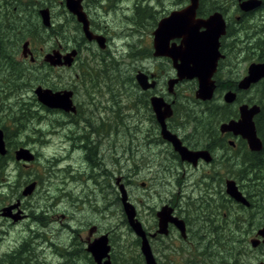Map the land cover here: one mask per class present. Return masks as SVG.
<instances>
[{
    "label": "rangeland",
    "instance_id": "1",
    "mask_svg": "<svg viewBox=\"0 0 264 264\" xmlns=\"http://www.w3.org/2000/svg\"><path fill=\"white\" fill-rule=\"evenodd\" d=\"M21 1L27 3L30 0ZM49 1L51 2L50 7L52 6L53 20L60 22L63 16L65 24V20L68 19V25L64 26V32L67 34L72 33V26H70L68 18L69 12L66 11L67 13H64V11H61V6L58 5V3H53V0H32L33 4H30L29 8L27 6L26 11L22 12L28 18L25 25L28 26L27 23L29 22V29H32L34 33L44 36L45 34L41 32L39 28L35 9L41 8L45 2L48 3ZM143 2L150 6V12L147 13L149 17L145 16L140 19L138 23L140 26L138 29L139 34L134 43L124 44L121 42H113L106 45L103 50H100L98 47V49L96 48L97 50H94L93 48H89L90 45L85 44L81 53L78 55L75 66L71 70H53V72H50L45 69V71H42L38 67L39 62L42 60L40 56L34 64L37 67L24 66L25 68L22 70L20 66V74L24 84L18 86L15 91H13V87L9 90L5 87L6 83H8H4L5 78L8 79L6 81H11L12 77H7V74L11 72L7 63H1L0 126L6 127L8 136L12 138L11 145L17 144L19 147L32 148V150L37 153V160L29 162L26 168L21 165L17 167L13 162L7 167L4 176L0 178L1 210L17 202H20V207L23 199H27L17 195L19 186H15L14 188L7 187L12 179L18 181V184H21L24 179L30 178L32 181H38L40 184L35 189V194L33 193L32 198L29 200V203L32 205L29 206V209H31L32 223L20 221V219L13 223L10 222V224L0 218V258L3 257V254L13 251L21 243L29 240L31 246V259H33V261L35 260L34 262L37 264V262L49 257V252L46 250L52 249L51 244L56 243L57 245H63L68 242L69 230L63 226L53 225L54 222L60 224L55 220H59V222L62 223H70V219L66 220V218H61V214H68V217H73L74 220L78 222V220H82L89 216L97 218L99 212L105 211L102 203L95 204L92 202L93 205H90L87 202H83L87 200L88 196H91L93 190L91 184L81 178L73 181L68 177V173L60 170L61 168H66L68 163L63 160L66 158L64 152L63 155L58 158L57 138L59 137L58 133L62 131L61 126L66 127L68 124L57 126L56 121L60 119V117H55V114L45 115L37 104L39 102L33 93L37 86H57L58 88H60V86H67L68 88L73 87L76 89L77 95L79 96L76 97L75 101L82 110L81 116L84 117L86 114L90 115L85 117L90 124H93L92 127L94 130L97 125L99 126L98 131H103L105 125L107 126L106 129H108L110 133V165H112V167L118 166L117 161L114 160L113 157L116 154L118 156L122 153L125 154L127 159L131 156L132 161L133 157L137 161V165H133L130 160L126 162V174L135 179V185L131 187L132 199L129 201L135 206L137 213L139 211L142 220L144 219L148 223V227L153 224L149 207L155 202H158V199H151L149 190L140 189V182L145 183L146 187H150L152 176L153 179H157L159 183H162V185H159L158 190L164 191L168 186L166 180H170L169 185L173 186L171 188L173 202H176L179 197L178 206L184 211V213L181 214L185 219L190 221L194 235L189 238L188 242H177L178 245L171 249L160 250V244H158V249L153 250V248V254L158 264H205L206 260H201L199 257V254L204 249H208V252L212 254V258L207 261L208 264L222 263L223 261L216 258L223 259L224 252L227 253L224 255L229 258L227 261L229 264H232L234 261H236V264H258L261 261V259H259L262 255L261 250L258 248L253 249L249 244L252 235H250V233H242L244 223H242L243 226L240 225L239 228L233 224V221H236L241 214H243L242 218L244 219V213L236 207L234 201L230 202L231 199L225 194V180H234L238 188L241 187L240 191L243 194L244 190L242 189L244 188V184L242 183L245 181H238L236 166H232L233 169L230 171V169L225 170L223 164H218V161L221 162L224 153L232 157H234L233 155L239 157L243 154V146H236L235 143L236 149L232 150V148L235 147H231L226 143L229 149L224 148L225 152L221 151L217 153L216 158L218 161L211 164L209 166L210 168L204 167L198 171L186 168L184 174H187V176L184 178H182L180 173L182 169L178 159L171 154V148L168 144L164 143L161 138H159V141H153L151 138L152 142L149 145V140L143 138L142 145L137 149H133V146L130 147L131 142L135 141L133 136L141 134L143 128L151 131H155V128L150 122V112L136 100L135 94L133 95L127 92H137L138 89L134 87V84H136L135 75L138 71L148 73L147 71L152 72L154 68L158 69L161 76L164 75L160 79V83L166 84L167 74H172L173 72L169 62L152 56L151 33L154 29L153 23L167 15L169 11L183 5L180 4L181 1L179 0H143ZM39 3L42 5L39 6ZM230 5L233 4L230 3L227 5L226 16H228V24L231 26L234 25L235 38L233 41H231V38H228L224 42L227 52L226 60L222 63L218 76L223 87H226L235 79H241V77L245 75L247 67L251 63L256 62V57L253 53L247 50L238 51L239 45L244 46L255 36L264 34L263 11L259 13L256 12L252 17L250 16L247 18L245 24L240 25L239 23H234L236 14L230 9ZM217 7H219V4H217ZM56 22L53 21L54 24H56ZM48 39L50 43L55 40L54 44H43L41 42L33 44L30 36L24 38L25 41L31 42V51L36 55L39 54L40 49L45 53L56 47V38L53 36ZM64 44L65 43H63V45ZM21 45L22 43H20V50H18L16 56L18 59H20L21 56ZM190 82L192 81H184L181 85H178L176 89V103L172 123L175 128L180 129L179 133L183 135L182 138L188 139L190 143L202 147L206 142L204 140L205 138L202 137V129H210V127L218 128L221 123L212 117L211 111L218 112L222 109V97L226 88H220V90L215 93L212 102L200 104L201 101L194 97L196 88L193 90ZM84 84L99 86L100 91L96 94L95 101L93 97L91 98L88 96V94H92V91L87 92L86 90L89 88L85 87L86 89H84L82 86ZM263 87L264 86H259V88L253 89V91L250 89L248 91H240L238 95L242 96V101L247 100L251 98L253 93L254 95L259 94ZM105 88L112 90V92H109V102L101 104L102 97L106 94ZM32 98H34L35 101H33ZM243 103L245 102H235L233 108L237 111L238 106ZM251 104H255L253 100ZM20 106L28 109L26 117L28 120L23 124V127H28L29 129H19L20 131H16L11 121L8 119L10 117L9 109L14 108L15 111H17ZM139 111L140 115L138 114ZM100 117L105 120V123L100 120ZM138 119L145 121L141 127H138ZM137 127L139 130L135 132V128ZM205 132L207 131L205 130ZM143 136L145 137L144 133ZM204 136L207 137L206 134ZM120 138H125L123 147L118 145L119 140H121ZM224 140L225 139L222 141ZM238 140H236V142H238ZM120 148H122L121 151ZM246 149L248 148L246 147ZM173 153L176 154V156L178 155L175 152ZM165 158L167 160H165ZM236 158L237 157H234V164H236L238 160H236ZM170 163H173L174 172L167 171ZM150 169L151 172H148ZM62 171L63 174L61 175ZM189 173L192 174L194 183H189L192 182L188 177L190 175ZM201 176L204 179L202 182L199 181ZM209 178L210 183L213 182L212 178H216L218 184L217 191L220 190L218 194V198L220 199L218 204V223H222L223 216L225 219V229L220 232L215 230L216 226H210L207 220H205L204 223L197 220L198 216L205 215L202 214L203 212L207 213L205 207L197 204L198 201L185 198V196L191 194V191L187 192L185 190L187 184H190L192 188L201 187V185L204 187L205 183H207L205 179ZM5 179H7V181ZM196 181H199L197 184L200 186L195 184ZM134 189L138 191L134 193ZM22 190L21 188L19 192H22ZM134 195L139 198H135ZM111 196L113 195L111 194ZM255 198L256 195H253L252 199ZM44 208L48 210V213L46 212L48 216L41 213V209L46 211ZM106 208L108 209L106 212H110V222L97 220L101 225L105 226L106 223V226L108 228L111 227L114 232L113 244L115 246V264H144L139 251L140 246L135 242L137 237L127 225L121 222L123 217V215L121 217V212L124 214L121 205L111 201L110 204H106ZM66 211L68 213H66ZM262 214H264V212ZM50 215L53 217L49 218ZM41 216L42 218H40ZM37 217L40 218V220ZM258 217L259 215L255 216V218ZM204 218L208 219L207 217ZM218 223L215 222V225L218 226ZM51 227L56 230L51 229ZM58 228H61L62 232ZM86 234L87 229L84 231V236ZM210 241L214 242L210 243ZM164 242L167 243L168 239ZM190 243L191 245H189ZM215 243L219 246L215 245ZM65 246L66 245H64V247ZM251 251L254 252L252 253ZM205 255H207L206 251ZM234 257L236 260L233 259ZM79 260L87 263L84 254L79 257Z\"/></svg>",
    "mask_w": 264,
    "mask_h": 264
},
{
    "label": "flooded vegetation",
    "instance_id": "2",
    "mask_svg": "<svg viewBox=\"0 0 264 264\" xmlns=\"http://www.w3.org/2000/svg\"><path fill=\"white\" fill-rule=\"evenodd\" d=\"M65 1L66 0H59V1L53 0V3H58V5L61 6V11H64V13H67L66 11L68 10L65 6ZM179 1H181L180 4H183V5L176 9L169 11L168 14L163 17L168 16L169 13L172 11L182 9L189 4V0H179ZM219 1H220L219 8L204 16H200L198 14L200 0L198 3V8L196 10V18H202V19H206L208 16L216 12L220 13L226 24V34L219 38V52L222 58L219 59L216 72L213 75V80L215 84L214 95L219 90L220 86H222V84L219 83L218 81V75L220 73L222 63L226 60V54H227L225 50V43H224L225 40H227L229 37L228 36L229 21L227 20L228 16H226V9L228 8L227 5L230 3L233 4V5H230L229 7L236 14L234 23H238V22L240 23L246 17H250V16L252 17L256 12L258 13L262 11L264 12V9L260 8L262 5H264V0H260L261 5L259 8H257L256 10L250 11V12H242L239 8L240 2L245 1V0H219ZM48 3L45 2L43 6H41L42 4L40 5L39 3L38 5L41 6V8H38L37 10L35 9L36 11L35 14L37 16V22L39 23L40 31L43 32L45 35L43 36L38 33H34V31L32 30L30 31V34L28 32H24L22 36L21 35L19 36V39L17 40L16 44H14L12 48L13 51L10 52L13 57V60H15L16 64L22 67V70H24L25 68L24 66L37 67L34 64L37 62V58H39L40 56L42 60L41 62H39L38 67L42 71H45V69H47L50 72H53V70H71L75 66L78 55L81 53L83 46L85 44L90 45L91 47L89 46V48H93L94 50H97L98 48L100 49L95 39H92L90 41L86 39L82 31V25L78 22L76 16L71 14L69 11H68L69 12L68 18H69L70 26H72V33L70 34L65 33L64 26L68 25V19L65 20V24H64L63 16L61 17L60 22H56L55 20H53L52 6L50 7L51 2L49 1ZM30 4H33V2L29 1L25 4H19V5H16L15 3H12V2H9V3L3 2L2 4H0V27L4 25V20L7 18L14 19V18H19L20 16L22 18L26 17V15L22 13V10L26 11L27 6L29 8ZM81 6L87 18L90 33L93 36H98V37L103 38L105 47L106 45L113 43V42H121L124 44H131V43L136 42V39L138 38V34H139L138 29L140 28L138 23L140 19H142L143 17L145 16L149 17L148 16L149 14L147 13L150 12L149 11L150 6L146 5L145 2H143V0H81ZM41 10L48 11L47 12L48 18H49L48 27L44 26L43 24V21L40 16ZM163 17H161L160 19H162ZM25 21H28V19ZM53 21L56 22V24H54ZM158 21L159 20L154 21L153 31L155 30ZM233 31L235 32V30ZM29 36L31 37V41L33 44H35L36 42H41L43 44L44 43L54 44L55 40L52 43H50V40L48 39L54 36L57 40L56 47L52 48L49 52H45V53L42 52V50L40 49L39 54L36 55L33 51H31V48H30L31 42L24 40L25 37H29ZM152 39H153V35H152ZM231 41H233V38H231ZM172 42L178 43L179 40H173L171 41V43ZM20 43H22L21 56H20V59H18L16 56H17L18 50H20L19 48ZM63 43L65 44L63 45ZM25 44H26V47H25L26 51H25V55H23V46ZM72 50H76L77 54L74 57V60L70 66L53 67L44 60L45 56L47 54H51L53 51H58L63 56ZM100 50H103V49H100ZM161 59H164L170 63V67L173 72L172 74H167L166 84L160 83V79L164 75L161 76L160 71L154 68L152 72H149V71H147L148 73L143 72L148 76V82H151V81L156 82L154 88L143 90L136 83L134 84V87L138 89L137 92L136 93L127 92L133 95L135 94L136 100L141 105H143L147 109L148 112H150L149 114L150 122L155 128V131H151L148 129L145 130V128H143L141 130V134H136L133 136L135 141L131 142L130 147L133 146V149H137L139 146L142 145L143 138L149 140L148 145L152 142V140L159 141V138H161L160 127H159L158 122L156 121L155 114L152 110L150 100L153 96L163 98L165 102L171 103V108H172V115L169 118H167L165 121L167 129L171 133L175 134L181 140L182 144L186 146L188 149L192 151L207 150L210 153L211 158H212L211 159L212 162L208 164H206L202 160H199L196 166H192L191 164L187 162H182L179 156L178 155L176 156V154L173 153L174 151L171 145L163 140L164 143L168 144V146L171 148L172 150L171 154L176 159H178L179 164L181 165V169H182L180 173H181L182 178H184L185 176H187V174H184L186 171V168L192 169L193 171H198L199 169H202L204 167L210 168L209 166L211 164H214L215 162H217L218 161L216 158L217 153L221 151L225 152L224 148L221 147V141L223 139L227 141L226 143H228V145H229V141H232L234 143V146H231V145L229 146L235 147L236 140H238L239 138L234 137L230 133L221 134L219 132V126H218V133H219L218 140H215L212 137L208 138V141L204 143L205 147L197 146L196 144L190 143L188 139L182 138L183 135H180L179 133L180 129L175 128L174 124L172 123L173 112H174L175 103H176L175 101L176 89L178 85H181V83L177 84L171 92L168 91L167 81L174 78L176 73L172 67V63L170 59L164 58V57H162ZM255 63H258V62H255ZM245 75H246V72H245ZM243 77H241V79ZM6 80L8 79L6 78L4 80V83L8 82ZM239 80L240 79H235L234 81L230 82V84L227 85L226 87L222 86L221 88H226L224 93L228 91H232V92H235L237 95L236 90H237V84ZM262 81H264V79L260 80L258 83ZM192 83H193V88L194 89L197 88V81L195 79L192 80ZM84 85H82L84 89H86L85 87L89 88L86 90L87 92L92 91V94H88V96H90L91 98L93 97V100L95 101L96 94L98 93V91H100L99 86H93V85L89 86V84H84ZM42 88L49 89L52 92H56V91H70L71 92L72 106L74 108L73 112H66L62 109L48 108L42 105L41 103H37V104L39 105L41 111H43L45 115L55 114L56 115L55 117H58V116L60 117V119L56 121L57 126H60L61 124H68V126L66 127L61 126L62 131L58 133L59 137L57 138L58 139V150L57 151H59L58 158L61 155H63V152H64V155H66V158L63 160L68 163L66 168H61L60 170H63L65 173H68L69 174L68 177H70L73 181L81 178L82 180L85 179L89 184H91L93 187L91 196H88L87 200L83 202H87L90 205H93L92 202L95 204L102 203L105 211L99 212L97 218H95L94 216H89V217L83 218L82 220H78V222H76L73 217H68V214L67 215L61 214V218H66V220L70 219V223H62V222H59V220H55L57 223H60V224H56L54 222L53 225L63 226L64 228L69 230L70 233H68V242L67 244L65 243L63 245H57L56 243L51 244L52 249L46 250L49 252V257L47 259L40 261L39 263L40 264H95L92 258V255L86 251L87 245L89 242H92L96 238H100L101 236H106L108 245L110 246V250L108 254L109 260L111 264H115V261H114L115 246L113 244L114 232L112 231L111 227L108 228L106 226V223H105V226L101 225L97 219L105 220V222L106 221L110 222V212L109 211L106 212V210H108L106 208V204H110V202L113 201L114 203L121 205L119 187L123 186L125 188L127 195L129 197L128 199L131 201L132 199L131 198V189H132L131 187L135 185L134 184L135 179L129 177L126 174V170H127L126 162L127 160L132 161L131 156L129 159H127L125 154L123 153L119 154L118 156L116 154L113 157V159L117 161L118 166L112 167V165H110V162H109L111 159V151H110V133L108 129H106L107 126L105 125V128L103 129V131H98L99 126L97 125L96 129L94 130V128L92 127L93 124H90L87 121V118L85 117V116H90V115L86 114L84 117L81 116L82 110L79 104L76 103L75 101L76 97L79 96L77 95L76 89L73 87L68 88L67 86H63V87L60 86V88H58L57 86L55 87L54 86H50V87L44 86ZM105 89H106V94L103 95L101 104H104V102H109V97H110L109 92H112V90L108 88H105ZM213 98L208 102H201L200 104L210 103L212 102ZM222 100H223V97H222ZM223 105L233 107L235 104H225L223 102ZM138 114L140 115V111L138 112ZM232 116L227 121L232 120V119L234 120L238 119V117L233 118ZM100 120L105 123V120L102 117H100ZM227 121H220V122L223 123ZM138 122H139L138 127H141L143 123H145L144 120H139V119H138ZM138 127L135 128V132L139 130ZM0 129L3 132V139L5 142V149H6V154L4 156H0V158L4 159L2 164H0L1 168L2 169L4 168L3 172L0 174V178H1L4 176V173L6 172L7 167H9V165L12 164L13 162L16 164L17 167L18 165H21L24 168L28 166L29 162L27 163V162H22V161L20 162L15 161L14 152L16 150L23 148V149H27L30 153L33 152L32 154L34 155V161L37 160V153L34 150H32V148L29 149V148L22 147V146L19 147V145L17 144L11 145L12 141L8 142L6 133L4 132L3 127L0 126ZM24 129L28 130L29 128L26 127ZM6 132L8 133V131ZM143 133L145 137L143 136ZM120 139L121 140H119L118 145H121L123 147L125 138H120ZM121 149L122 148H120V151ZM234 149L235 148H232V150ZM223 155H225V153ZM7 156H9L10 159H8ZM224 159L225 158L222 157L221 162ZM165 160L167 159L165 158ZM221 162L218 161V164H220ZM132 163L133 165H137V161L134 159V157H133ZM168 166L169 168L167 171L174 172L173 163H170ZM63 171L61 175L63 174ZM148 172H151V169ZM188 177L190 178V181H192L189 183H194L192 174H190ZM151 179L152 180H151L150 187H146L145 183L140 182V184L139 183L138 184H139L140 189H147L150 191L151 199H158V202H155L154 204H152V206L149 207V211L151 213V220H153L152 226L150 227L147 226L148 223L144 219L142 220V217L139 214V211L137 213L136 208H135L136 220L140 222L142 229L145 232L146 238L149 242L151 250L153 248H154L153 250L158 249V244H160V250H166V249H171L174 246H177L178 245L177 242L179 243L188 242L189 238L192 235H194V231H193V228L191 227L190 221L185 219V217L181 214V213H184V211L183 209H181V207L178 206L179 197L177 198L176 202H173V195H171V188L173 186L169 185L170 180H166L168 184L166 190L159 191L158 187L159 185H162V183L161 182L159 183L157 179H153L152 176H151ZM5 180L7 181V179ZM205 180L207 181V183H205L204 187L201 185V187L192 188L190 184H187L185 187V190L187 192L191 191V194H189V196L188 195L185 196V198L193 200V201H198L197 204H199L202 207H205L207 210V213L203 212L202 214H205V215L198 216L197 220L200 221L201 223H204V221L207 220V223L210 226L211 225L212 227L216 226L217 231L220 232L223 230L222 223L221 224L218 223V213H219L218 204L220 200L218 198V194L220 190L217 191L218 184H217L216 178H212L213 180L212 183L209 182L210 178L205 179ZM199 181L200 182L204 181L202 176ZM199 181L195 182L197 186H200L199 184H197V182ZM31 182L36 183L35 189L40 184L38 181H32V179L30 178L24 179L23 183L21 184H18V181H15L12 179L11 183H9L7 187L14 188L15 186H19L17 190L18 192L17 195L22 197L21 192H19V190L21 188L23 189L26 185H28ZM137 191H138L137 189H134V193ZM33 193L35 194V192ZM32 194L31 196L30 195L27 196V199H23L21 206L18 207L22 214L21 215L22 218L20 221H26V222L32 223L31 209H29V206H32L29 203V200L32 198ZM111 194L113 196H111ZM134 197L139 198L136 195H134ZM134 203L136 204L135 200H134ZM163 207H167L171 209L172 210L171 215L184 222L185 233H186L185 237H182V235L180 234L176 226L171 222L167 224L165 234L159 233V225H158L159 221H158L157 213ZM45 210L46 211L41 209V213H44L46 216H48L47 214L48 210L47 209ZM16 211H18V209L13 210L12 214L15 213ZM0 212H1V208H0ZM66 213L68 212L66 211ZM51 217L53 216L50 215L49 218ZM121 217H122L121 222L127 225V227L130 229V227L128 226L126 217L124 214H122V212H121ZM204 217H207L208 219H205ZM0 218L3 219V221L9 222V223L15 222L10 218L2 217L1 215H0ZM40 218H42V216ZM215 222L218 223V226L215 225ZM33 223L35 224L34 221ZM263 227H264V223L255 224L254 222H252L250 230H249V227L242 230V233H245V234L250 233V235H252V238L249 240V244L251 248L253 249L258 248L259 250H261L262 255L259 257L261 261L258 264H264V238L260 237L257 234V232ZM92 228H95V230L93 234L90 235L89 231ZM51 229H55V228L51 227ZM58 229L61 230L62 232L61 228H58ZM85 229H87V234L84 236ZM166 239H168L167 243L164 242ZM252 240L257 241L256 246H253L251 244ZM135 242L140 246L139 238H136ZM212 242L214 241H210V243ZM24 243H26L28 247L31 248L29 240ZM21 244L17 248H15L13 251L3 254L2 256L4 255L10 256L11 258H9L8 262H11L13 252L16 250H20L22 247ZM64 245L66 246L64 247ZM189 245H191V243ZM215 245H218V244L215 243ZM82 254L85 255V259L87 263H84L82 260H79V257ZM216 259L221 260L218 257ZM232 264H236V261H234Z\"/></svg>",
    "mask_w": 264,
    "mask_h": 264
},
{
    "label": "water",
    "instance_id": "3",
    "mask_svg": "<svg viewBox=\"0 0 264 264\" xmlns=\"http://www.w3.org/2000/svg\"><path fill=\"white\" fill-rule=\"evenodd\" d=\"M199 0H189V4L180 10H175L163 17L157 23L155 30L152 32V56L154 58H168L171 60L172 67L175 70V77L167 81L168 91L171 92L174 87L183 82L196 80L197 88L195 98L202 102L210 101L215 92V84L213 75L216 72L219 59L222 58L219 52V38L226 34V24L220 13H214L206 19L196 18V10ZM261 5L260 0H245L240 2L239 8L242 12H250L256 10ZM65 6L67 10L76 16L78 22L82 25V31L87 40L95 39L100 49L105 48L104 39L93 36L89 31L88 21L84 11L82 10L81 0H66ZM48 11L41 10L40 16L44 26H49ZM179 40L178 43L172 42ZM25 47L23 46V55H25ZM77 51L72 50L66 55H61L58 51L47 54L44 58L51 66H70L76 56ZM264 79V62L251 63L247 67L246 75L238 81L237 89L239 91H247L251 86ZM136 83L143 89L154 88L156 82H148V76L138 71L135 75ZM37 101L42 105L52 109H62L66 112H73L71 92L56 91L37 86L34 91ZM236 101V93L228 91L223 94V102L225 104H233ZM152 110L155 114L156 121L160 127L161 139L169 143L173 151L178 154L182 162H187L192 166H196L201 159L205 163L211 161L210 153L207 150L192 151L184 146L181 140L166 127V119L172 115L171 103H167L163 98L153 96L150 100ZM260 112V107L256 104H240L238 106V119L229 120L219 125L221 134L230 133L234 137H240L246 142L250 152H260L262 150V142L257 136L254 117ZM229 145L234 146L232 141ZM6 154L3 132L0 129V156ZM15 161L31 162L34 155L27 149H18L14 152ZM36 187L35 182L26 185L21 195L27 197L31 195ZM225 194L234 202L248 208L250 203L242 192L238 189L236 182L227 179L224 184ZM120 202L122 211L126 217L128 226L133 234L140 239L139 251L143 258L144 264H157L155 257L142 229L140 222L136 220V211L133 204L128 199L125 188L119 187ZM18 209V204L3 208L1 216L20 220L21 212L18 210L12 214L13 210ZM172 210L163 207L158 213L159 233H166V226L169 222L173 223L182 237L186 236L185 224L172 215ZM95 228L90 229L89 234L92 235ZM257 234L264 238V227ZM253 246L257 245V241H251ZM110 246L106 236L96 238L89 242L86 251L92 255L95 264H111L109 260Z\"/></svg>",
    "mask_w": 264,
    "mask_h": 264
},
{
    "label": "trees",
    "instance_id": "4",
    "mask_svg": "<svg viewBox=\"0 0 264 264\" xmlns=\"http://www.w3.org/2000/svg\"><path fill=\"white\" fill-rule=\"evenodd\" d=\"M32 1V0H30ZM15 3L16 5L19 4H25L21 0H0V4L2 3ZM181 3V2H180ZM217 4H220L219 0H200V6L198 10V14L200 16H204L208 13H211L215 10H217L219 7H217ZM260 8L264 9V5H262ZM24 10H22L23 12ZM247 18L243 19L242 22H238L240 25H243L247 22ZM27 17L22 18L21 16L19 18H7L4 20V25L0 27V62H6L7 66L10 68V74H7V77H12L11 81H8V83L5 85L7 90H9L11 87H13V91L17 90L18 86H21L23 83L21 74H20V65L16 64V62L13 60V57L10 52L13 51V46L16 44L17 40L19 39V36L23 35L24 32H28L30 34V31L32 29H29V22L27 25L23 24L26 23L25 20H27ZM234 26L229 25L228 27V38H235V32ZM247 50L248 52H251L256 57V62H263L264 61V34H261L260 36H255L252 40L248 41V44L241 46L239 45L238 51ZM1 66V64H0ZM20 68V69H19ZM219 76V75H218ZM6 79V78H5ZM21 79V81H20ZM39 80V79H37ZM219 81V79H218ZM220 83V81H219ZM193 88V83L190 82ZM259 86H264V81L258 83L257 85L253 86L250 90L253 91V89L259 88ZM222 86H220L221 88ZM219 88V90H220ZM194 90V88H193ZM218 90V91H219ZM237 95L238 92L237 91ZM33 101L34 98H32ZM253 100V103L259 105L260 112L254 117V124L257 132V136L260 138L262 142V150L260 152H250L248 149H246V143L245 141L239 139L238 142H236V146L239 145L243 146V154H241L239 157L236 155H233L234 157H237L236 164H234L235 159L231 155H223L225 158L222 160L221 164H223V167L225 170L230 169V171L233 169L232 166H236L238 171L237 179L238 181H245L243 186L244 188V194L246 195V198L250 202V206L248 208H244L243 206L239 204H235L236 207L242 211L245 215V218H242L241 214L236 221H233L234 226L238 227L244 223V229L249 227V230L251 229V224L254 222L255 224H262L264 223V87L260 90L259 94L253 93L251 98L247 100L242 101V96H237L236 102H245L249 105H251V102ZM207 104V103H206ZM10 114H9V121H11L13 128L16 131H20L19 129H24L23 124L28 120L27 117V108L20 106L17 111H15L14 108H10ZM212 117L215 118L218 122L220 121H227L232 116L233 118L238 117L237 111L232 106L222 105V109L218 112H212ZM31 118V117H29ZM3 130L6 133V137L8 142H11L12 138L8 136V133L6 132L7 129L5 126H3ZM205 130L207 132H205ZM202 137H204L205 141H208V138L212 137L215 140H218L219 133L217 127H210L203 128L202 129ZM207 135L204 136V135ZM235 146V149H236ZM204 147V146H202ZM222 148L229 149L226 140L222 141ZM8 159H10L9 156H7ZM3 158H0V164L3 162ZM227 166V167H226ZM4 168H1L0 165V174L3 172ZM241 189V187H239ZM253 195H256L255 199L253 198ZM225 198V194H224ZM228 200V199H226ZM230 202H233L230 200ZM225 208V207H224ZM259 215L258 218H255V216ZM40 220V218H38ZM222 225L223 229H225V219L223 216L222 219ZM243 226V225H242ZM215 230L217 231V228L215 227ZM245 234V233H243ZM22 245V244H21ZM31 248L28 247L26 243L23 242V245L20 250H16L12 254V261L8 262L9 258H11L8 255H4L2 258H0V264H34L35 260L31 259ZM205 251L207 252V255H205ZM224 254H227L224 252ZM223 254V259H221L223 262L220 264H227V261L229 258ZM199 257L201 260H206L205 264H208V260L212 258V254L208 252V249H204L200 254ZM236 260V258H233ZM233 261V260H232ZM34 262V263H33ZM40 262V261H39ZM37 262V264H40ZM203 262V261H202ZM201 263V262H200ZM36 264V263H35Z\"/></svg>",
    "mask_w": 264,
    "mask_h": 264
},
{
    "label": "bare ground",
    "instance_id": "5",
    "mask_svg": "<svg viewBox=\"0 0 264 264\" xmlns=\"http://www.w3.org/2000/svg\"><path fill=\"white\" fill-rule=\"evenodd\" d=\"M211 156V155H210ZM212 159V158H211ZM201 160V159H200ZM203 161V160H202ZM204 162V161H203ZM210 163V162H209ZM206 164H208V163H206ZM23 197V196H22ZM24 198H27V197H24ZM16 204H18V207H19V205H20V202H17ZM13 205H15V204H13ZM10 206H12V205H10ZM9 207V206H8ZM6 208V207H5Z\"/></svg>",
    "mask_w": 264,
    "mask_h": 264
}]
</instances>
